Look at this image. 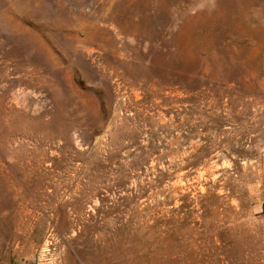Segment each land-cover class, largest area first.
<instances>
[{
    "label": "rangeland",
    "instance_id": "374dc122",
    "mask_svg": "<svg viewBox=\"0 0 264 264\" xmlns=\"http://www.w3.org/2000/svg\"><path fill=\"white\" fill-rule=\"evenodd\" d=\"M0 264H264V0H0Z\"/></svg>",
    "mask_w": 264,
    "mask_h": 264
}]
</instances>
